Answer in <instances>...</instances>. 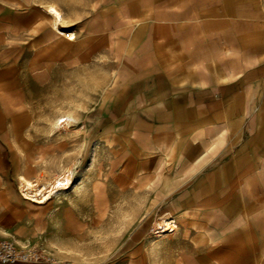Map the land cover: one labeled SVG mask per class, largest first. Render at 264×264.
Masks as SVG:
<instances>
[{"label":"crops","instance_id":"1","mask_svg":"<svg viewBox=\"0 0 264 264\" xmlns=\"http://www.w3.org/2000/svg\"><path fill=\"white\" fill-rule=\"evenodd\" d=\"M20 1L23 11L0 0V154L16 103L4 88L34 69L21 60L36 55L43 24L45 57L66 39L76 73L105 59L112 76L92 121L138 164L127 189L155 186L158 211L176 223L168 264H264V0H43L39 14Z\"/></svg>","mask_w":264,"mask_h":264},{"label":"rangeland","instance_id":"2","mask_svg":"<svg viewBox=\"0 0 264 264\" xmlns=\"http://www.w3.org/2000/svg\"><path fill=\"white\" fill-rule=\"evenodd\" d=\"M3 1L26 9L19 0ZM42 7L43 0H35L37 14ZM51 8L58 13L52 14V29L59 34L61 13ZM44 27H36V55L21 60L34 69L21 70L20 87L4 88L6 94L14 93L16 103L3 123L13 140L0 154V241L39 246L51 260L45 264H129L130 254L137 264L140 258L145 264H168L167 243L178 235L176 231L158 241L163 236L155 227L172 219L158 211L155 186L127 189L140 170L138 164L125 161L127 156L92 121L106 100L112 76L102 71L105 59L99 58V72H92L89 59L84 71L76 73L71 56L75 42L66 39L61 42L67 48L60 52L57 41L48 51L51 56L45 57ZM50 59L47 81L44 71ZM66 64L69 71H61ZM20 174L42 184L41 200L22 194ZM61 180L68 186L58 190Z\"/></svg>","mask_w":264,"mask_h":264},{"label":"built area","instance_id":"3","mask_svg":"<svg viewBox=\"0 0 264 264\" xmlns=\"http://www.w3.org/2000/svg\"><path fill=\"white\" fill-rule=\"evenodd\" d=\"M58 190L64 189L60 181ZM51 263L50 259L43 256V252L37 245H17L12 241H0V264H45Z\"/></svg>","mask_w":264,"mask_h":264},{"label":"bare ground","instance_id":"4","mask_svg":"<svg viewBox=\"0 0 264 264\" xmlns=\"http://www.w3.org/2000/svg\"><path fill=\"white\" fill-rule=\"evenodd\" d=\"M50 13L53 15H57L58 13L50 8ZM53 180L50 181L49 186L52 185ZM19 185L23 195L30 200H41L44 196V193H41L42 184L39 182L32 181V179L28 178L26 175L19 176ZM156 232L161 234L162 236H168L173 233L176 229V223L172 220H166L165 222L158 224L156 227Z\"/></svg>","mask_w":264,"mask_h":264}]
</instances>
